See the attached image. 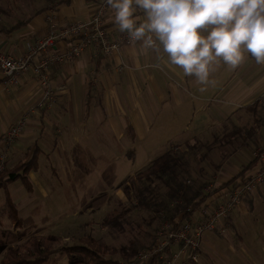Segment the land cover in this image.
<instances>
[{"label": "crops", "instance_id": "crops-1", "mask_svg": "<svg viewBox=\"0 0 264 264\" xmlns=\"http://www.w3.org/2000/svg\"><path fill=\"white\" fill-rule=\"evenodd\" d=\"M34 1L35 5H27L24 11H18L17 4L10 2L0 11V51L3 53L23 55L38 37L48 32L51 23L59 29L75 21L86 22L96 10L93 0ZM0 7L4 9V5ZM17 14L25 16L20 20ZM49 14L53 22L47 19ZM137 15L142 16V12L138 10ZM112 19V11L108 9L103 25L110 43L124 33ZM147 35L152 36L153 46L145 44L146 36L122 44L107 55L89 44L74 60L50 65L49 81L56 97L49 108L42 103L33 109L41 93L32 71L19 75L11 84L0 72V138L23 113L28 112L30 119L23 136L15 143L5 145L0 141V154H5L8 160L0 171L20 161L27 162L35 153V167L27 174L30 188L16 179L31 194L35 180L37 184L40 181L36 179L40 158L44 161L49 153L60 149H77L86 134L94 136L93 142L111 144L107 135L114 132L117 138L127 137V143L134 144L144 139L156 117L157 127L178 132L170 144L176 150L186 149L190 139L211 146L203 159L208 160L200 165L210 182L202 188L197 200L202 202L199 206L220 204L231 180L249 171L254 164L255 150L264 148V63H257L245 54L232 67L217 58L209 63L207 82L201 84L195 76H185L183 69L172 66L155 34ZM73 41L76 38L58 40L53 50L63 52ZM214 137L219 141L212 146ZM23 154V158L9 164L11 156ZM252 161V166L240 175ZM2 182L4 185L0 188L7 191L5 188L13 181L3 177ZM40 184L41 192L47 194L50 188ZM209 184L214 188L211 193L205 192ZM61 187L62 183L53 186L57 191ZM118 189L122 192V186ZM111 194L96 208H103ZM7 196L6 215L17 228L21 224L18 214L22 203L15 206L8 191ZM224 223V233L203 235L204 247L201 246L198 264H264V183L245 196Z\"/></svg>", "mask_w": 264, "mask_h": 264}, {"label": "rangeland", "instance_id": "rangeland-1", "mask_svg": "<svg viewBox=\"0 0 264 264\" xmlns=\"http://www.w3.org/2000/svg\"><path fill=\"white\" fill-rule=\"evenodd\" d=\"M2 1H4L5 9L11 0ZM19 1L22 2L17 3L18 11H24L27 5L34 6L36 2L34 0ZM17 16L21 20L25 15L17 14ZM106 129L108 130V128ZM177 134L178 132H172V128L157 127L155 117L148 134L143 140H136L134 144H128L127 137L117 138L114 132L107 135L111 144L95 140L93 142L94 136L86 134L82 137L77 149L71 148V150L64 151L60 149L55 153H49L44 161L40 158L36 179L40 178L39 182L50 188L47 194L44 195L41 192V184L39 182L37 184L36 180L31 194H27L20 180L10 182L5 188L15 206L22 203L21 212L17 213L21 224L17 228L6 215L7 207L4 200L7 191L0 188V250L9 244L22 243L23 240L25 241L33 235L57 236L61 239V244L64 245L79 243L81 237L92 234L108 247L120 248L128 246L130 241L134 242L133 247L136 251L127 258L121 256L120 253H106L103 256L106 260L116 261L118 264H134L137 253L153 244L156 232L164 218L174 219L176 216L170 218L165 211L156 214L154 211L131 210L127 216L124 232L116 234L109 233L102 226L101 220L113 208L121 207L119 201H126L125 195L118 191L119 186L126 184L134 173L144 169L157 154L170 146ZM88 137L91 138V143H89ZM196 144H198L196 139H190L187 142L189 148ZM183 149L184 147L181 148V150ZM191 150L195 152L198 150L199 155L203 158L201 161H194L195 156L189 155L191 172L186 185L191 187L186 195L187 198L197 191L200 184L205 185L210 182L206 172H200L201 162L208 160L207 158L203 161L204 156L208 153L206 154V150L204 151L200 146ZM191 152L190 154H193ZM23 156L24 154L17 157L11 156L9 164H13ZM3 157V165L0 163L1 169L8 161L5 154ZM56 183H62L59 191L53 188ZM109 194H111V199L107 201V204L101 209L96 208ZM25 203L26 205H24ZM74 211L75 214H73ZM67 212L69 214L64 217ZM24 234L27 235L20 238ZM213 234V232H208L204 237ZM20 239L22 241H19ZM202 245L204 247V241H201ZM4 253L3 248L0 251V260ZM43 264H66L63 252L56 251Z\"/></svg>", "mask_w": 264, "mask_h": 264}, {"label": "built area", "instance_id": "built-area-1", "mask_svg": "<svg viewBox=\"0 0 264 264\" xmlns=\"http://www.w3.org/2000/svg\"><path fill=\"white\" fill-rule=\"evenodd\" d=\"M93 2L96 10L89 21H75L59 29L51 23L48 32L38 37L23 55L0 51V72L8 84L28 71H32L36 77L41 99L35 103L33 109L42 106V103H46L49 108L55 101L56 96L49 81L50 65L74 60L89 44L96 45L104 54L110 55V52L120 45L133 41L129 34L122 33L110 43L103 25L104 16L109 8L103 0H93ZM47 19L53 22L50 14L47 15ZM70 38H76V41L71 42L63 52L53 50L58 40ZM34 57H37L36 60ZM29 120L28 112L20 115L0 141L5 145L15 143L23 136ZM3 156L4 154H0L1 165H3ZM253 161L252 168L243 176L236 177L227 187L220 204L199 206L201 202L193 209L188 206L180 210L174 219H165L161 213L164 220L156 232L153 244L137 253L134 264H198L201 259L203 235L209 231L224 233L226 226L223 220L245 196L264 183V148L255 150ZM205 189L210 193L214 190L211 184ZM176 203L178 202L175 201L172 205Z\"/></svg>", "mask_w": 264, "mask_h": 264}, {"label": "clouds", "instance_id": "clouds-1", "mask_svg": "<svg viewBox=\"0 0 264 264\" xmlns=\"http://www.w3.org/2000/svg\"><path fill=\"white\" fill-rule=\"evenodd\" d=\"M112 23L134 40L155 34L172 66L207 82L217 58L232 67L245 54L264 63V0H103ZM142 12L137 15V11Z\"/></svg>", "mask_w": 264, "mask_h": 264}, {"label": "trees", "instance_id": "trees-1", "mask_svg": "<svg viewBox=\"0 0 264 264\" xmlns=\"http://www.w3.org/2000/svg\"><path fill=\"white\" fill-rule=\"evenodd\" d=\"M43 1H45V3H59L65 0ZM18 2L22 1H10V3L16 4ZM3 3L4 1L1 2L0 0L1 6L4 5ZM3 10L5 9L0 7V11ZM26 21H22L21 23H25ZM19 23L20 22L16 24V27ZM216 141H219V138L214 137V142L211 145H216ZM197 142L198 144H196V146H191V148L186 144L185 151L184 149L176 150L173 146H168L165 151L152 159L144 169L137 171L130 180L122 186V192L126 197V201H119V206L121 207H115L105 214L101 220L102 226H104L109 233L116 234L124 232L127 216H129L131 210L141 209L151 212L154 211L156 214L160 211H165L168 217L171 218L188 206L192 207L191 209L195 208L199 203L197 198L200 196L202 188L205 185L200 184L201 186H199L197 191L192 193L191 197H186L191 187L186 185L191 172L190 156H195L193 158L194 161H201L203 158V156L199 155L198 150L195 152L191 149L198 146L205 150L211 148L210 145L202 144V142L198 140ZM191 151L193 154H190ZM35 163L36 154L34 153L27 162L20 161L13 167L2 170L0 172V187L4 185V182H2L3 177H7V181L20 179L22 183L27 186V189H29L30 182L27 174L35 167ZM252 164L253 161L244 167L240 175L248 170ZM200 172L202 173L201 169ZM233 181L234 180H231V182ZM229 183L230 182H228V184ZM8 199L9 197L6 194L7 204ZM175 201L178 203L173 206L172 204ZM14 221L16 224L18 223L16 219ZM133 243L130 241L128 246L120 248L113 246L108 247L99 238L87 235L81 237L79 243L62 245L61 239L57 236L33 235L22 243L8 245L0 260V264H43L58 250L63 252L66 264H118L116 261L106 260L103 256L106 255V253H120L121 256L127 258L136 251L135 247H133Z\"/></svg>", "mask_w": 264, "mask_h": 264}]
</instances>
